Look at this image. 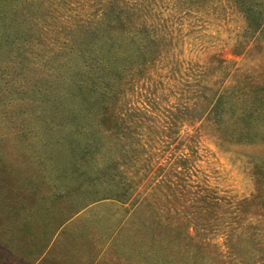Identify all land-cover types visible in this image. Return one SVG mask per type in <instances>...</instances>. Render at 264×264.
<instances>
[{"label": "rangeland", "instance_id": "374dc122", "mask_svg": "<svg viewBox=\"0 0 264 264\" xmlns=\"http://www.w3.org/2000/svg\"><path fill=\"white\" fill-rule=\"evenodd\" d=\"M101 1L33 0L0 49V264H264L262 123L232 115L216 130L178 110L197 76L214 94L264 101V20L248 26L233 0H137L162 38L151 59L120 28L95 41L126 50L123 112L142 104L163 123H57L39 102L71 75L65 23L99 15ZM122 142L136 149L127 161Z\"/></svg>", "mask_w": 264, "mask_h": 264}, {"label": "trees", "instance_id": "16d2710c", "mask_svg": "<svg viewBox=\"0 0 264 264\" xmlns=\"http://www.w3.org/2000/svg\"><path fill=\"white\" fill-rule=\"evenodd\" d=\"M186 1L196 7L201 3V0ZM233 1L242 7L241 11L246 17V22L248 21V26L249 22L251 25V22H255L257 18L264 20V0ZM101 2L98 3L99 15L89 13L88 19L74 17L70 18L69 24L65 23V28L69 29L74 36L77 35V38L71 41L69 48L70 65L67 69L71 70V75L48 83L50 88L43 91V95L41 93L44 99L42 98L39 103L47 105L52 101V115L58 119L57 123H99V125L102 123H163L159 119L151 121L147 117L150 111L142 104L140 107L126 109L123 112L124 88L122 86L127 82L121 81L123 77L120 74L124 73L118 63L120 59L126 57V50L121 49V46L115 45L112 41L104 42L102 46H98L95 41V35L104 26H108L112 31L120 28L122 33H128L137 41V45H133L137 47L136 57L143 60L151 59L154 48L158 46L156 43L162 38L157 33L152 35V31L146 25V18L150 13L148 5L137 0H102ZM25 5H28L29 10L35 7L33 0H0V49L9 40L13 42L18 40V37L11 36L10 32L12 25L25 22ZM207 5L209 3L201 5V9ZM261 26L263 28V25ZM130 51V56H132L133 52L131 49ZM15 58H25V53H17ZM236 74L234 72V75ZM193 80L197 88L194 91L192 103L181 104V108H178L183 116L207 115L213 120L212 124L216 130L223 126V123H229L232 115L243 118L247 128L262 123V134H257L255 138H259L258 142L264 144L263 99L253 98L249 102L244 99L243 102V94L236 96L237 93L231 90L227 94H214L206 89L207 81L204 78L197 76ZM239 99L244 107L236 106ZM170 112L168 110L167 114ZM102 134L100 132V135ZM244 134L250 136L248 131ZM119 138L127 137L121 135ZM252 142L254 141H250ZM135 150L133 143L122 142L116 158L127 161L132 158L131 154ZM115 168L117 166L113 165L112 169ZM189 182L185 180V191L188 195H192L186 190L193 187ZM198 199L202 202L213 201L212 198L203 194Z\"/></svg>", "mask_w": 264, "mask_h": 264}, {"label": "crops", "instance_id": "0c3cea01", "mask_svg": "<svg viewBox=\"0 0 264 264\" xmlns=\"http://www.w3.org/2000/svg\"><path fill=\"white\" fill-rule=\"evenodd\" d=\"M45 255H42L40 257H38V259L36 260V262L34 264H37L40 262V260H42L44 258Z\"/></svg>", "mask_w": 264, "mask_h": 264}]
</instances>
